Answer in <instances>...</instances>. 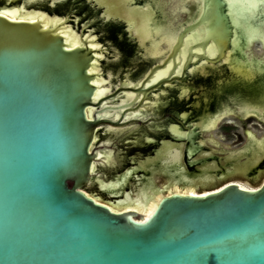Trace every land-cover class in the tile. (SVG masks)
<instances>
[{
    "label": "water",
    "instance_id": "95a60500",
    "mask_svg": "<svg viewBox=\"0 0 264 264\" xmlns=\"http://www.w3.org/2000/svg\"><path fill=\"white\" fill-rule=\"evenodd\" d=\"M38 1L0 0V12H21L17 19L0 16V264H264V182L255 189L231 182L208 194L165 195L147 219L136 209L115 211L88 194L97 183L93 194L126 204L132 189L111 192L106 184L131 172L137 181L143 176L136 172L140 159L109 164L107 152L118 153L122 140L115 133L131 123L127 113L185 76L173 72L180 62L177 46L193 27L179 33L162 60L130 79L118 78V47L104 42L91 23L77 27L82 17H74L72 7L57 11L56 1L51 6ZM207 21L184 69L194 46L206 57L213 40L215 62L231 42L224 47L216 0ZM64 30L75 32L81 44L71 46ZM96 39L97 48L90 44ZM170 61V73L150 82ZM100 77L110 91L95 100L94 81ZM126 93L134 99L119 101ZM109 110L120 116L103 117ZM149 141L156 143L154 137ZM160 192L166 190L153 183L144 193V207Z\"/></svg>",
    "mask_w": 264,
    "mask_h": 264
},
{
    "label": "bare ground",
    "instance_id": "6f19581e",
    "mask_svg": "<svg viewBox=\"0 0 264 264\" xmlns=\"http://www.w3.org/2000/svg\"><path fill=\"white\" fill-rule=\"evenodd\" d=\"M53 1H56L55 4H53L54 6L52 7L54 10H58V8H66L71 3V0H39L38 2H35V4L41 6H51V3ZM144 1L145 3L143 4V6H141V8L135 7L131 11L133 13L131 14L132 17H134L135 23L130 24V34L132 35L131 38L137 39L141 43L142 47L145 50H148L146 51V54L148 56H145V58L151 57L150 59H152V61H159L162 60L172 49V46L177 41L179 33L184 29V27L187 24L194 22L197 16L201 14L203 0H179V2H177V5L170 10L168 9V5H170L171 0ZM226 1L229 6L228 11L234 25V34L233 39L231 40L229 51H227L225 56L227 59H229V64L233 63L234 66L238 68V70L241 66L238 63L245 60L249 62L251 70H254L253 68L255 64L252 61H258L260 64L264 63V58L254 56V54L249 49L251 48V44L254 40L260 39L264 42V4L260 3V0ZM135 2L136 0H105L101 2H97V0H89L88 4L94 8L102 7V10L106 8L109 9V12L107 14L109 20L122 19L124 22L129 23L131 17L127 15L126 12L132 7V5H134ZM109 6H112V10ZM7 12L9 14V17L11 18H21V12H19V10L13 9ZM181 12L187 13L188 17L180 19L179 13ZM32 18L36 19L39 18V16H33ZM114 20L107 21L106 24L109 25L111 29L120 28L119 23ZM43 22L45 23V26L50 24L48 18ZM63 33L66 36V40L70 42L71 46H77L81 44L80 39L77 35H75V32L64 30ZM205 33V25H201L195 29L190 30L186 34L185 39L182 43L183 47L180 53H178L177 57L180 59V62L177 64L176 69L173 71L174 73H182L183 64L188 56L190 46L194 43L201 42L205 36ZM90 44L92 47L93 45H98V47L101 46L97 43V39L95 41H91ZM132 46L133 45H130V47ZM193 48L195 52H202L200 45L194 46ZM150 52H152V54H150ZM205 53L213 57L218 54V48L212 40H210V42L208 43ZM242 53L245 54V58H242ZM98 56L100 58L103 57L101 53ZM236 59H238L239 62H237ZM171 68L172 62L170 61L164 69L157 71L150 82L158 83L159 81H162V79L170 73ZM98 70L99 65H97L93 71ZM194 70H196V68H192V72ZM239 71L241 72L242 70ZM125 78L130 79L129 75L125 76ZM104 82L106 81L102 77L96 79L95 84H97L98 87L94 95L95 100H98L99 98L105 96L110 91V88H107L104 85ZM238 93L240 94H238L237 98L242 102H245V105L241 107L240 110H234V108L226 105L222 113H219L218 115L212 117L207 122V124L205 125L207 131L214 130L224 116L229 115L233 112H240V114L245 117H249L253 114L257 119H262L264 121V106L250 105V102H255L254 99L260 95V92L255 91L249 93L240 89ZM244 95L246 97H244ZM124 97L119 98L121 99L119 101H124L125 99L129 101L131 99H134V95L132 93H126ZM160 97V92H154V94L152 93L150 102L148 101L147 103H145L143 105V109H140L136 112L127 113L125 119L129 120L130 122H138L136 118L148 119L149 114L147 115V111L152 110L153 113L157 112V102L161 100ZM259 103H263V99L259 102L257 101V103L255 104L258 105ZM103 112H105V110ZM93 114L94 109L88 110L87 115L89 117H92ZM119 116L120 111L112 112L110 110L103 115V117L110 118H117ZM184 117L186 118L187 114ZM150 126L153 125L150 124ZM170 127L172 134H174L176 138L183 137L186 134L180 125L171 123ZM130 129H132V132H135L139 129V127L137 129H124L122 131V135L124 134V132H127ZM161 129L165 128L162 126ZM145 135L150 136L146 133ZM123 137V139L130 138L128 133H126ZM204 138L205 139L203 141V144H206L207 140L214 142L215 147L213 148L217 149V151H224L226 153V157L232 160L229 163L233 166L234 169L232 172H230L231 174H243L244 176H247L249 174V171H251V169L254 167L253 165L257 164L264 155V135L257 136V134L253 130H248L247 143L244 147L240 148L239 150H231L229 153L225 148H222L220 146V142L218 140L214 139L213 137ZM140 142H145V140L141 139ZM132 144L135 145L136 143L132 142ZM183 147H174V143L169 142L163 145L164 150L163 152H160L158 154L156 159H151V161L149 160L143 162L142 160L144 159V157L140 156L139 158L137 156V158L140 159L138 166H140L141 171L137 170L136 172H143L144 174L137 181H134L135 186L132 183L130 187L132 189V192L128 195L126 204H116L111 201H104L97 194H93L95 190L92 188L88 190V194L94 196L96 200L104 202L115 211L136 209L144 213L143 219H147L154 212L159 201L165 195H170L172 193L193 195L208 194L209 192L219 190L220 188L231 182L238 183L240 186L246 189H255L260 187L264 182L263 178L260 183L256 185H250L248 180L241 181L239 179H231L218 185L219 179L214 174V170L217 167L216 163L206 164L198 174H191L188 172L186 166L183 163ZM165 148L167 149L166 152ZM107 153L110 154L109 158H107V162L109 164H124L122 162H125V156L121 157L120 152L116 153L115 151H112ZM161 170L167 172V174H170L171 177L169 179H166V181L163 182V185L160 186L161 190H166V192H160L159 194L155 195L154 199L149 203V205L147 207H144V193L152 188V185L154 183L152 178L154 172ZM226 176L227 175L223 177ZM132 177L133 173L131 172L130 174L124 175L120 178H115L109 185L106 184L107 188L105 190L111 192H118L122 190L124 192L127 187L129 188L130 182L133 180ZM95 185H97V183H93L91 186L93 187Z\"/></svg>",
    "mask_w": 264,
    "mask_h": 264
},
{
    "label": "flooded vegetation",
    "instance_id": "af4514ba",
    "mask_svg": "<svg viewBox=\"0 0 264 264\" xmlns=\"http://www.w3.org/2000/svg\"><path fill=\"white\" fill-rule=\"evenodd\" d=\"M88 1L89 0H85V1L71 0V3L66 8L63 9L58 8V9L66 10L72 7L73 11L75 12L73 16L82 17L84 13H80V12L83 6L88 9L93 8L88 4ZM213 1L214 0H203V7L201 14L197 16L194 22L187 24L184 27V29L189 27H193L192 29H195L198 26L205 25V29L207 31V23H208L207 18L209 16V10L211 8V3H213ZM223 1H224V12L227 14L228 18L231 19L228 11L229 6L227 4V1L226 0ZM187 17L188 14L186 13V18ZM96 22L97 19L95 21L91 20V22L88 23H91V25L94 27V25H96ZM231 23L234 34V25L232 20ZM103 27L105 30H109L116 34L117 29H111V27L107 24ZM123 28L124 31L123 30L122 31L125 32L124 33L125 38L123 41L121 40L120 34L118 35L116 34L113 37L116 40V42H118V46H119L118 67L120 68V71L118 72H120V74H125L128 70H130V68L128 67L132 63V59H128V57H124L125 52H123V50L125 48L129 49L130 45L139 48V44H140V42L137 39H133L129 36V31L127 30L126 22H124ZM189 31L186 32L188 33ZM232 39H233V35L231 40ZM258 42L259 44L261 43L260 45L264 47V42L262 40L258 39ZM230 45L231 42L228 48L225 50L224 56L217 59L215 62L212 61V58H214L215 56L214 57L209 56L208 54H206V57L199 56L198 54L199 53L201 54L203 50L202 52H194L195 56L193 54L192 60L189 62V65L184 69V64H183L182 73L179 74V75L185 74V76H182L180 80L176 81L174 84H167L163 89H160L159 91L156 92V93L160 92V96H161L160 98L162 100V103L164 104L163 111L159 112L156 109L157 112L153 113V115H157V116L152 118L148 117L147 119V122H153L151 123L153 126H151L150 128L152 131L147 130L148 134L151 137H155L157 135V133H155L156 130L161 132L158 134H162V133L164 134L163 138L158 140L159 143H161V141L165 139L171 142L179 143L181 146L180 148H182L184 145L183 163L186 166L187 170H191L190 172L188 171L189 173L198 174L199 171L203 167H205L206 164L219 163L220 165H222L221 162L225 161L227 168L225 166L224 167L222 166L223 169H220L219 172H216L214 170L215 176L218 177L219 179L218 184L225 182L224 180L227 178V176L231 175L230 172H232L234 169L233 166L229 164L232 160L226 157V153L224 151H220L219 153V151H215L214 149H212V147L207 146V143L210 140H207V143L203 144V141L205 139L204 133L207 132L205 125L212 117L218 115L219 113H222L226 105H229L230 107L235 108L236 110L238 109L240 110V108L245 105V102H242L237 98L238 94H240L238 93L240 89L247 91L249 93L259 91L260 95L254 99L255 102H250V105L264 106V82L263 83L258 82L260 80H264V73L259 75L257 74V77H255V79L257 80L255 81L254 87L252 86L250 87V85H252L253 83V82L251 83V78H249L246 74H244L243 71L240 72L238 68L234 66L233 63L229 64V59H227L225 56L227 51H229ZM182 47L183 45L181 44L179 46L178 53H180ZM171 50L169 52H171ZM138 51L139 50L136 49V52L134 51L135 53L133 56L134 57L139 56L140 58L146 60V66L143 69V71L147 67L152 66L157 62V61H152V59H150L151 57L143 58L138 54ZM241 55L242 58H245V54L242 53ZM260 58H264V56ZM121 64L123 66H121ZM192 68H196V70L192 72ZM244 97L246 96L244 95ZM262 99H263V103H259L258 105L255 104L257 103V101L259 102ZM186 114L187 117L185 118L184 116ZM238 114L241 115L242 118L243 117L245 118V116L240 114V112H238ZM229 116H233V115L224 116L221 120L226 119ZM252 117H255V115L252 114ZM154 118L156 119L153 120ZM258 120L263 121L262 119H258ZM171 123L180 125L186 133L183 137H179L180 138L179 140L171 132V127H170ZM158 124H162V126L165 129L158 128L156 126ZM191 131L194 132L193 136H190ZM135 135H138V133H136ZM145 142L146 144H148L147 140H145ZM212 143L214 145L213 147H215L214 142ZM149 144L151 145V143ZM148 146L146 145V147L145 146L142 147V146L134 145L132 146L131 150L133 153H135L134 150L142 151L141 149H147L149 153H147L146 156L148 155L151 156V155H155L156 149L159 148L161 144H159L155 149H154V145H151L152 146L151 149H149L151 146L149 148ZM191 149L193 150L192 153L193 156L190 153ZM119 152L121 153L120 156L122 157L123 152L121 151ZM134 156L136 157L138 155H134ZM253 166L254 167L251 169V171H249V174L253 173L255 177L257 176L256 178H254V180H260L261 178L264 177V155L260 159V163L255 164ZM231 168L232 170H230ZM225 175L227 176L223 177Z\"/></svg>",
    "mask_w": 264,
    "mask_h": 264
},
{
    "label": "rangeland",
    "instance_id": "374dc122",
    "mask_svg": "<svg viewBox=\"0 0 264 264\" xmlns=\"http://www.w3.org/2000/svg\"><path fill=\"white\" fill-rule=\"evenodd\" d=\"M82 1H85V0H82ZM101 1H105V0H97V2H101ZM177 2H179V0H171L170 5H168V9L170 10V9L174 8L177 5ZM138 6L140 7V5L134 4L131 7L132 9L130 8L126 12L127 15H129L131 17V20L129 21V23L126 22L127 30L129 31L130 37L132 36L130 34V24L135 23L134 17H132L133 13L131 11L133 10V8H135V7L137 8ZM109 7L112 10V8H111L112 6H109ZM216 7L218 10V23L223 25L222 26V30L224 33L223 41H224V47H226L227 43L231 40V37H232V33H233L232 23H231V19L228 18L227 14L224 12V3L222 0H216ZM93 8L88 9V8H85L84 6H83V8H81L80 13H84V15L82 16V19H80V22L78 21L76 23L77 27H80L81 24H84L85 22H91V20L95 21L97 19L96 25H94V26H96L97 30H99V34L101 35L102 40L104 42L109 43L111 45V47H114V48L118 47L119 48V46L117 45L118 42H116V40L113 37L116 34L117 35L120 34L121 40L122 41L124 40V38H125V34H124L125 32H123L124 31V28H123L124 21L122 19H118V20L111 19L112 21L113 20L117 21V23H119V25L121 26V29L117 28L116 34L109 31V30H105L103 26L105 25V23L107 21H111V20H109V18L107 16L109 9L106 8V9L102 10V7H96L94 9ZM57 11H63V10L58 9ZM97 13H98V15H97ZM179 17H180V19H184L186 17V13H184V12L179 13ZM128 24H129V26H128ZM118 29H119V31H118ZM120 30L121 31L123 30V31L121 32ZM133 39H135V38H133ZM177 47H178L177 50H179V46H177ZM136 49L139 50L138 54L140 56H142V57L148 56L146 54V51H148V50L147 49L145 50L142 47L141 43L139 44V48L136 46L135 47L132 46L129 49L125 48L123 50V52H125L124 57H128V59H132V63L128 67V68H130V70H128L125 73V75H129V77L137 76L138 74H140L143 71V69L146 66V60L145 59H142L138 56H135V57L133 56L134 53L136 52ZM250 50L254 54V56H257V57H263L264 56V47L259 44L258 40H254V43L252 44ZM150 54H152V52H150ZM236 60H237V62H239L238 59H236ZM252 62L255 64V66L253 68L254 70H251L250 64L247 60L238 63L239 65H241L239 70H242L244 74L249 76V78L252 77L251 83L252 82L253 83H252V85H250V87L251 86L254 87L255 81L257 80V79H255V77H257V74L259 75V74L264 73V63L260 64L258 61H252ZM121 66H123V65L121 64ZM109 69H110V67H109ZM118 71H120L119 67H118ZM119 75H120V72H118V78H119ZM258 82L263 83L264 80H260ZM148 101L150 102V99L145 100L144 104L147 103ZM157 103H158L157 110L159 112L160 111L162 112L164 109V104L162 103V100H159ZM143 105H140L138 109L134 110V112H136L140 109H143L144 108ZM234 110H236V109L234 108ZM147 115L149 118L157 116V115H153L152 110H148ZM229 115H233V116H229L226 119L220 120L219 124L216 126V128L214 130H210V131H207L204 133L205 137H213L214 139L218 140L220 142V146L222 148H225L227 150V152H230L231 150H239L240 148H242L246 145L247 138H248V130H253L257 134V136H263L264 135V122L263 121L258 120L255 117H252V115L249 117H245V118L243 117L242 118V116L239 115L238 112H233V113H230ZM226 116H228V115H226ZM136 119H141L143 122L147 121V119H142V118H136ZM151 123H153V122H147V124L131 122L129 125H125L122 128L118 127V131L115 133L116 138L118 137V139H123L124 138L123 136H125L126 133H128V135L130 137V138L123 139L122 141H119L118 147H117L118 153H119V151L123 152V156H126L127 161H129V158L131 156H134V155H138L139 158H140V156L144 157V159L142 160L143 162L149 161V160L151 161V159H156L160 152H163V150H164L163 145H161V146H159V148H157V141L159 139L163 138V136H164L163 133L157 134L154 137L156 139V143L155 142L151 143V145H154V149L157 148L156 149V151H157L156 155L146 156L147 153H149V151L147 149H141L142 151H136L133 149L135 151V153H133L131 150L132 146H134L132 144V142L136 143V142H140L141 139L150 140L152 138L151 136L145 135V133L148 134V131L145 128V126H148V128L150 129ZM156 126L158 128H161L160 126H162V124H159ZM138 127H139V129L136 130L135 132H132V129H130L129 131L124 132V134L122 135V131L124 129H126V128L127 129L128 128L137 129ZM136 133H139V134L135 135ZM128 141H132V142L128 143ZM174 144H176V142H174ZM146 145L148 146V144H146V142H140V143L135 144V146H142V147L143 146L146 147ZM151 145L149 144L148 148ZM207 146L212 147V149L217 151V149L213 148L214 145L211 141H208ZM151 148H152V146L149 149H151ZM166 151H167V149L165 148V152ZM219 153H220V151H219ZM259 163H260V161L257 164H259ZM221 164L222 165L217 163V167L215 168L216 172H219L220 169H223L224 166L227 168L225 161L221 162ZM139 169H140V166H139ZM142 170H143V168H142ZM230 170H232V168ZM188 171L190 172L191 170H188ZM105 173H107V171H105ZM156 173L154 175V183L158 186H162L163 182L166 181V179H169V177L166 174H163L161 172L160 173L158 172L157 174ZM143 174L144 173H142L141 175H143ZM256 177L254 176L253 173H250L247 176H244L243 174H241V175L231 174L230 176H227V178L224 181H228L231 179H239L241 181H247L248 180L250 185L251 184L256 185V184L260 183L262 181V179L264 178L263 177L258 181V180H254V178H256ZM132 183H133V185L135 184L134 181L133 182L131 181L129 188L131 187ZM96 188H97L96 185L92 187V189H94V190H96ZM101 199L110 200L109 198H106L103 196H101Z\"/></svg>",
    "mask_w": 264,
    "mask_h": 264
},
{
    "label": "snow or ice",
    "instance_id": "6c2138e0",
    "mask_svg": "<svg viewBox=\"0 0 264 264\" xmlns=\"http://www.w3.org/2000/svg\"><path fill=\"white\" fill-rule=\"evenodd\" d=\"M260 3L264 4V0H260ZM0 16L8 17L9 14H8V12H0ZM93 47H98V45H93ZM94 83H95V81H94ZM97 98H98V96H97ZM141 223H143V221H141Z\"/></svg>",
    "mask_w": 264,
    "mask_h": 264
}]
</instances>
